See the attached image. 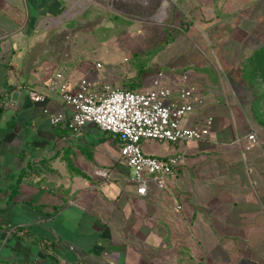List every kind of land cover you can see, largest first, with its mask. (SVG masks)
<instances>
[{"label":"crops","instance_id":"obj_1","mask_svg":"<svg viewBox=\"0 0 264 264\" xmlns=\"http://www.w3.org/2000/svg\"><path fill=\"white\" fill-rule=\"evenodd\" d=\"M72 1L0 0V264H264L262 95L244 72L264 46V0H172L180 25L152 63L173 99L190 85L203 98L182 125L213 122L203 139L142 140L148 154L183 155L165 190L151 182L143 195L120 138L71 126L52 85L59 73L71 87L87 75L109 82L53 39ZM148 17L131 28L139 45ZM252 130L259 143L247 150Z\"/></svg>","mask_w":264,"mask_h":264},{"label":"built area","instance_id":"obj_2","mask_svg":"<svg viewBox=\"0 0 264 264\" xmlns=\"http://www.w3.org/2000/svg\"><path fill=\"white\" fill-rule=\"evenodd\" d=\"M101 65L97 63L96 68ZM61 78L62 73L57 74L52 85L59 89L65 105L71 109V126L81 127L94 122L101 129L117 135L121 140L120 156L133 170L132 179L139 194H145L151 182L164 191L167 178L183 162L181 154L159 157L146 153L141 144L143 139L178 142L203 139L211 131L212 117L193 127L182 125L184 116L203 103V98L198 95L197 88L190 85L180 90V99H173L172 89L165 84L162 71L154 75L151 87L145 90L115 87L110 82H99L95 75L84 76L75 87L61 82ZM256 87L262 95L264 116V75L258 76ZM31 95L35 100L44 98L36 92ZM65 118L64 112H58L51 119L56 124ZM247 137V150L259 143L255 130Z\"/></svg>","mask_w":264,"mask_h":264},{"label":"rangeland","instance_id":"obj_3","mask_svg":"<svg viewBox=\"0 0 264 264\" xmlns=\"http://www.w3.org/2000/svg\"><path fill=\"white\" fill-rule=\"evenodd\" d=\"M152 1L141 6V0H73L53 39L67 58L101 62L102 76L115 87L145 90L147 77L158 69L152 63L153 53L170 37L174 24L180 25L179 19L175 21V11L183 13L181 6L167 0V6L160 9L164 10V18L158 20L151 16L155 10L159 12V6L154 5L161 0ZM147 17L143 32L147 44L139 45L137 31L131 28Z\"/></svg>","mask_w":264,"mask_h":264},{"label":"trees","instance_id":"obj_4","mask_svg":"<svg viewBox=\"0 0 264 264\" xmlns=\"http://www.w3.org/2000/svg\"><path fill=\"white\" fill-rule=\"evenodd\" d=\"M244 72L247 79L256 86L258 76L264 75V46L248 58L244 64Z\"/></svg>","mask_w":264,"mask_h":264}]
</instances>
